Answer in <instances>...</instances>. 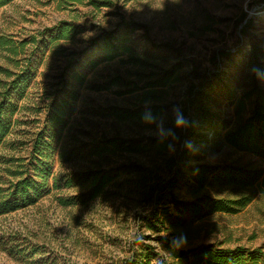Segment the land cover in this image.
<instances>
[{
	"label": "rangeland",
	"instance_id": "374dc122",
	"mask_svg": "<svg viewBox=\"0 0 264 264\" xmlns=\"http://www.w3.org/2000/svg\"><path fill=\"white\" fill-rule=\"evenodd\" d=\"M86 2L10 0L0 7V92L16 73L22 70L26 76L10 93L12 126L0 145V189L14 179L17 159L29 154L48 96L64 85L74 86L76 94L50 157L52 174L61 177L92 166L117 176L99 195L63 205L60 197L77 196L84 189L76 178L74 186H64L62 178L53 187L51 175L48 190L34 203L0 212V264H120L133 243L138 247L136 240L155 246L151 264H162V259L167 264H196L191 255L169 256L164 241L138 225L144 202L136 193L135 175L125 166L146 164L152 153L90 154L108 138L155 136V125L140 119L145 108L161 110L157 116L166 125L173 107H184L189 90L202 86L198 103L189 110L195 130L186 142L200 159L189 165L264 169V157L238 150L222 137L226 127L250 115L255 101L250 91L264 89V0H109L98 8ZM120 19L142 24L128 31L132 52L100 59L103 54L91 41ZM65 25L67 37L57 38ZM91 59H97L94 66ZM73 73L83 75L80 85ZM198 104L205 111L196 112ZM208 120L213 134L207 138V128H200ZM184 179L177 192L186 201L202 194L233 198L242 193L223 184L194 192L191 173ZM160 235L170 240L186 236L174 245L181 250L206 244L264 248V194L258 193L236 213L212 212L172 235Z\"/></svg>",
	"mask_w": 264,
	"mask_h": 264
},
{
	"label": "trees",
	"instance_id": "16d2710c",
	"mask_svg": "<svg viewBox=\"0 0 264 264\" xmlns=\"http://www.w3.org/2000/svg\"><path fill=\"white\" fill-rule=\"evenodd\" d=\"M10 0H0V7ZM82 1V0H62ZM98 0H87L85 4L100 7L106 4ZM142 24L120 19L113 28L103 29L91 41L92 47H98L103 56L100 59H109L118 55L119 52H132V47L127 42L128 31L141 27ZM49 28L41 31L44 33ZM69 32L67 26H61L57 38H66ZM97 59H91V66L96 64ZM22 70L16 73L0 92V145L11 131L13 103L10 93L16 90L25 77ZM73 81L80 85L83 75H72ZM67 82V80H65ZM56 90L43 105L44 118L42 125L33 136L30 152L25 159H17L14 166V179L4 188L0 189V212L15 210L19 207L34 203L44 192L48 190V180L52 177V186L57 187L58 181L65 178L63 185L74 186L75 178L82 186V193L77 196L60 197L59 202L63 205L72 203L74 198L84 197L82 201L99 195L103 188L108 185L117 174L96 167H84L77 172H66L61 177L52 174V152H55L57 138L66 126L68 108L76 94V88H65ZM202 86L189 90V99L181 109L189 118V127L174 129L175 138L169 136L161 140L157 135L146 138L119 139L108 138L103 144L94 146L90 155H102L105 151H126L131 153L149 154L151 160L144 164L129 162L125 169L133 173L136 179V193L143 200V208L137 214L138 225L156 233L155 239L164 241L163 247L167 249L168 255L180 259L191 255L192 260L205 264H264L263 247H246L242 245L234 248H224L215 244H206L188 250L175 247L167 236H161V232L170 235L177 228L193 225L194 221L212 212L236 213L248 205L258 194H264V169L249 168L233 164H211L197 162L190 166V161H198L200 158L192 154L191 149L186 146L188 137L193 133L194 116L189 111L198 103L202 95ZM255 94V101L250 115L243 121L237 122L231 127H226L223 133V141L238 149L250 151L264 157V89L254 88L249 94ZM154 114L159 115L162 111L155 106H149ZM197 111H205L204 106L198 104ZM208 121H205V136L208 138L213 134V129ZM172 128V121L165 125ZM53 140L56 145H53ZM169 144L174 150L169 149ZM60 157H63L59 146ZM92 163V162H90ZM186 168H188L186 170ZM191 173L194 184V192L201 190L210 184H223L242 193L237 197L211 198L208 195H197L192 200H183L178 195V189L184 182L185 174ZM70 174V175H68ZM149 237V235H145ZM145 236H143L145 238ZM130 252L120 260V264H151L150 257L155 246L144 241H135ZM162 264H167L163 259Z\"/></svg>",
	"mask_w": 264,
	"mask_h": 264
},
{
	"label": "clouds",
	"instance_id": "9594fccd",
	"mask_svg": "<svg viewBox=\"0 0 264 264\" xmlns=\"http://www.w3.org/2000/svg\"><path fill=\"white\" fill-rule=\"evenodd\" d=\"M140 119L147 125H155V134L160 137L161 140L166 139L169 136L175 138L176 135L174 129L186 128L191 124V121L179 106H174L172 109V123L174 126L172 128L166 127L164 119L154 114L150 107L145 108V110L141 113ZM186 146L189 148L192 147L191 143H188ZM168 147L170 150H174L173 145L169 144ZM183 241H186V236L180 235L173 237L171 243L173 245H177Z\"/></svg>",
	"mask_w": 264,
	"mask_h": 264
}]
</instances>
